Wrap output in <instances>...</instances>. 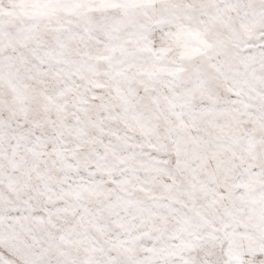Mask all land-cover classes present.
I'll list each match as a JSON object with an SVG mask.
<instances>
[{"label":"snow or ice","instance_id":"1","mask_svg":"<svg viewBox=\"0 0 264 264\" xmlns=\"http://www.w3.org/2000/svg\"><path fill=\"white\" fill-rule=\"evenodd\" d=\"M0 264H264V0H0Z\"/></svg>","mask_w":264,"mask_h":264}]
</instances>
